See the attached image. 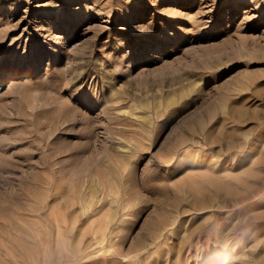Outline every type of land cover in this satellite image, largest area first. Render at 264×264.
<instances>
[{"label": "rangeland", "instance_id": "1", "mask_svg": "<svg viewBox=\"0 0 264 264\" xmlns=\"http://www.w3.org/2000/svg\"><path fill=\"white\" fill-rule=\"evenodd\" d=\"M0 264H264V0H0Z\"/></svg>", "mask_w": 264, "mask_h": 264}]
</instances>
